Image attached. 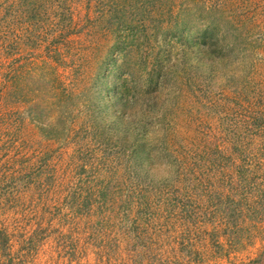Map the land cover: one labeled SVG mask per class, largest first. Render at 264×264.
Instances as JSON below:
<instances>
[{"label":"rangeland","instance_id":"rangeland-1","mask_svg":"<svg viewBox=\"0 0 264 264\" xmlns=\"http://www.w3.org/2000/svg\"><path fill=\"white\" fill-rule=\"evenodd\" d=\"M120 1L0 0V264H264V0Z\"/></svg>","mask_w":264,"mask_h":264},{"label":"clouds","instance_id":"clouds-1","mask_svg":"<svg viewBox=\"0 0 264 264\" xmlns=\"http://www.w3.org/2000/svg\"><path fill=\"white\" fill-rule=\"evenodd\" d=\"M264 59V53L250 54L247 51H241L237 54L228 70L222 71L214 80L213 92L219 93L232 80H240L247 74V69L254 60ZM223 67V66H220ZM212 66L202 67V71L207 73L212 71ZM154 130L145 132L144 141L150 144L153 149H158L164 139V131L158 123L154 124ZM148 175L155 183L171 182L175 178V166L169 161H155L150 155Z\"/></svg>","mask_w":264,"mask_h":264},{"label":"trees","instance_id":"trees-1","mask_svg":"<svg viewBox=\"0 0 264 264\" xmlns=\"http://www.w3.org/2000/svg\"><path fill=\"white\" fill-rule=\"evenodd\" d=\"M122 2H123V0H121L118 4H116L115 11L121 12V13L124 12V8L126 6V3H124V5H123ZM142 2L145 3V4H150L151 6H154V4H157L158 1L157 0H142ZM208 30H209L208 28L205 29V32L207 33ZM202 34H204V33L202 32ZM67 44H69V42H67V41L62 43V45H64V46H66ZM58 48H59L58 45L54 46L53 47V51L58 52L57 51Z\"/></svg>","mask_w":264,"mask_h":264}]
</instances>
